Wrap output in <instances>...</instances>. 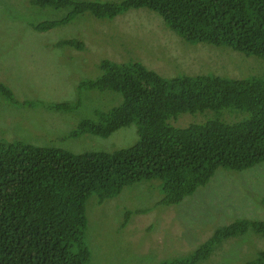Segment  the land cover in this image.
Returning a JSON list of instances; mask_svg holds the SVG:
<instances>
[{"label":"trees","instance_id":"trees-1","mask_svg":"<svg viewBox=\"0 0 264 264\" xmlns=\"http://www.w3.org/2000/svg\"><path fill=\"white\" fill-rule=\"evenodd\" d=\"M29 1L66 9L59 19L32 24L39 32L66 25L86 11L112 19L145 7L187 43L224 46L229 53L264 61V0ZM53 46L84 49L77 38L60 39ZM98 70L95 78L80 80L79 87L117 92L119 104L105 111L99 107L93 119L84 118L66 137L80 132L107 137L134 124L137 140L111 151L73 153L0 139V264H87L85 203L92 193L102 202L129 183L158 179L159 204L169 206L204 186L219 167L243 170L264 161V74L180 72L165 77L139 60L108 58L99 60ZM0 92L9 103L38 106L30 99L17 100L1 82ZM78 103L44 106L63 113ZM224 110L241 115L226 122L219 117ZM207 111L209 116L199 123H172L184 113ZM248 231L264 235V220L238 217L218 227L192 253L161 264H194L223 240ZM244 264H264V249Z\"/></svg>","mask_w":264,"mask_h":264},{"label":"rangeland","instance_id":"rangeland-1","mask_svg":"<svg viewBox=\"0 0 264 264\" xmlns=\"http://www.w3.org/2000/svg\"><path fill=\"white\" fill-rule=\"evenodd\" d=\"M64 10L38 7L29 0H0V82L17 100L38 102L37 107L23 108L9 103L0 92V139L73 153L111 151L135 143L134 124L107 137L87 132L66 137L84 118L93 119L99 107L105 111L119 104L117 92L101 93L78 85L82 79L95 78L103 58L139 60L165 77L208 72L228 77L264 74L262 59L229 53L224 46L187 43L166 27L157 12L145 7L112 19L96 18L86 11L52 30L32 28L34 23L59 19ZM65 38L81 40L84 49L53 46ZM62 101H78L79 106L63 113L44 106ZM209 112L184 113L172 123H199ZM238 115L224 110L219 117L232 122ZM159 184L158 179L135 181L102 202L95 194L89 195L83 234L87 264H161L192 253L218 227L238 217L264 220V161L243 170L219 167L204 186L174 205L159 204ZM262 249L264 235L248 231L223 240L208 258L194 264H244Z\"/></svg>","mask_w":264,"mask_h":264}]
</instances>
